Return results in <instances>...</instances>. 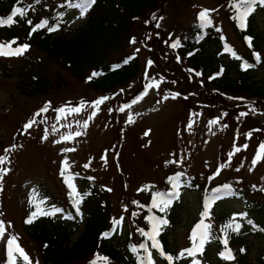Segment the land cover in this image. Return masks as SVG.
I'll return each mask as SVG.
<instances>
[{
    "label": "rangeland",
    "instance_id": "1",
    "mask_svg": "<svg viewBox=\"0 0 264 264\" xmlns=\"http://www.w3.org/2000/svg\"><path fill=\"white\" fill-rule=\"evenodd\" d=\"M60 2L63 0H19L16 5L26 10L30 20L41 23L54 18ZM237 2L167 0L150 16L146 14L134 23L135 43L132 38L124 50L114 54L118 60L136 55L140 71L133 81L109 93L90 88L85 78H73L63 65L34 47L20 56H0V156L5 157L0 170L6 171L0 179V221L5 225L0 236V264H44L38 244L24 233L26 208L37 194L49 215L54 212L60 222L70 226L77 223L73 241L82 235L84 216L71 220L63 209L70 201L65 176H71L81 194L86 177L95 179L107 192L112 218L126 219L132 229L131 244L124 253L128 258L135 256L132 248L141 240L137 226L148 201L145 190L150 185L162 187L169 176L177 175L182 194L169 205L174 215L169 237L181 264H243L240 254L231 253V260L221 255L228 251H223L220 230L246 237L245 264H258L264 240L251 234L252 218L258 216L255 208L253 214L247 212L244 199L264 206V152H260L264 145V101L206 83L208 77L189 65L186 55L179 51L191 28L202 22L199 13L213 10L208 31L219 42L205 49L214 54L216 64L223 62L226 70H233L234 76L240 59L250 57L245 42L236 35L237 10L232 5ZM80 13V8L65 9L67 30L74 31L85 22ZM252 15L264 37V4L259 3ZM5 40L0 36V44L9 43ZM175 40L180 45L172 48ZM226 46L240 59L226 52ZM260 56L264 58V50ZM45 70L51 78L60 74L62 82L51 83V90L43 96L29 97L19 90L22 80ZM253 74L263 86L264 64ZM143 88L144 94L125 106ZM102 98L106 99L95 106ZM44 108L48 110L41 112ZM74 108L80 110L74 112ZM213 120L218 122L213 124ZM33 121V126L26 128ZM258 153L261 160L253 165ZM216 166H221L222 172L214 181L231 185L243 199L225 197L202 203L201 193L191 188V183L205 182ZM209 205L211 218L204 222L211 225L213 236H209L202 255L189 257L185 250L193 247L192 233L198 231L196 225ZM229 223L233 227L238 224L239 230L226 228ZM13 237L28 256L27 261L15 250L9 254L7 242ZM118 241L110 243L120 246ZM153 260L152 264H161L156 257ZM107 263L117 264L113 259Z\"/></svg>",
    "mask_w": 264,
    "mask_h": 264
},
{
    "label": "trees",
    "instance_id": "2",
    "mask_svg": "<svg viewBox=\"0 0 264 264\" xmlns=\"http://www.w3.org/2000/svg\"><path fill=\"white\" fill-rule=\"evenodd\" d=\"M18 1L0 2V15L8 13L12 7H20L16 5ZM218 1L223 3L227 0ZM165 2L167 0H96V3L84 15L85 22L76 27L74 31L65 29L67 25L64 14L57 12L54 20L49 22L45 28L32 32L35 22L31 20L32 25H29L27 21L30 19L26 13L24 17L17 16V22L11 27H0V36L6 40H17L19 45L28 44L31 50L33 47L36 48L40 53H45L49 58L63 65L73 78L77 80L85 78L90 88L97 92L109 93L115 87L133 81L141 66L137 58L124 63L129 58L128 55L118 60L114 54L120 53L130 43L134 34V23L141 21L146 14L157 11ZM69 7L67 4L65 8L68 9ZM53 27L57 30H48ZM236 28L237 37L243 39L250 50L253 52L264 50L263 33L259 32L254 17L247 18L246 28L241 29L237 25ZM248 37L252 38L251 47L247 42ZM211 42L218 43L219 40L214 33L207 29L201 30L197 25L191 28L189 39L182 42L180 46L182 54H191L190 57H187L189 65L204 73V78H207L206 76L213 71H217L220 65L226 68L222 62L216 64L217 59L214 54L206 51L205 46ZM240 60V65L234 76H232L233 70L227 69L224 78L209 83L226 92L240 93L248 95L251 99L257 98L264 101V85L262 86L255 81L253 74L261 65L256 64L253 57L248 60ZM261 62L263 65V57ZM248 63L253 67L245 69L244 65ZM94 72L97 73L96 76L92 75ZM62 79L60 74H57L56 78H51L47 70L34 72L30 79L22 80L19 90L29 97L43 96L51 90V83H61ZM219 167L205 182L191 183V188L198 190L205 199L217 196L219 193L218 185L211 184L210 179L219 171ZM170 178L165 181L166 185L162 187L150 185L145 190L144 195L148 201L143 205L142 219L137 226L141 231V240L138 247L134 246L136 255L133 257L128 258L123 250L131 244L129 237L132 234V229L127 223L119 222L118 232L114 236L104 237V233H111L115 221L111 216L108 194L97 186L94 179H83L85 189L78 197L80 200L78 205L75 203L71 188L65 181V186L69 190L70 201L65 203L63 208L75 219L78 217V211L84 213V232L75 241H73V237L78 231L77 223L70 226L69 223L60 222L53 215H38L32 223H26L34 212H45L44 203L39 194H37L36 200L26 208L24 233L30 241L38 244L44 264H94L97 259L106 262V264H109L107 263L109 259H113L117 264H144L150 253L149 248L153 247L152 240L143 233H151L153 225L158 222L160 217H166L169 221L174 218L169 206L164 212L152 206L154 200L158 202V193L176 192ZM223 190L234 197L244 198L237 191L227 188ZM244 201L249 207L247 212L253 214L252 210L255 208L258 216L252 218L251 234L258 240H264L263 204L261 205L254 200L250 201L247 198ZM218 235L222 246L226 249H236L237 254L242 256V263L245 264L248 260V250L245 245L246 237L239 238L222 230L218 232ZM115 239H119L117 244H121L120 246L110 243ZM225 239L228 241L226 246L223 243ZM157 240L160 242L161 249H153L159 262L161 264H181V261L176 257L175 245L170 243L168 227L159 226ZM141 245L145 247H141ZM168 255L173 256L174 259L168 261L166 259ZM257 263L264 264V249L260 251Z\"/></svg>",
    "mask_w": 264,
    "mask_h": 264
},
{
    "label": "snow or ice",
    "instance_id": "3",
    "mask_svg": "<svg viewBox=\"0 0 264 264\" xmlns=\"http://www.w3.org/2000/svg\"><path fill=\"white\" fill-rule=\"evenodd\" d=\"M257 0H238L237 3L233 4L232 7L235 8L237 10V15L235 17V19H237L239 21V26L243 29L246 28L247 26V17L254 11L255 8V4H256ZM96 3V0H79L78 3H71V0H69V6L71 7H76V8H80L81 9V16L85 15L87 13V11ZM260 4H264V0H259ZM242 9V10H241ZM213 10H209V9H205L204 11L199 13V19L202 21V24L204 27H207L208 25H210L212 23L211 19H210V12ZM26 15V10L22 7H14L13 11L10 13V15H8L6 18H0V27H10L12 26L14 23H16V17H24ZM29 25H32V21L29 20L27 21ZM48 24V21L45 20L39 24H36L33 28H32V32L37 31L38 29H42L45 28ZM49 31H56L57 28L53 27V28H49ZM251 37L247 38V42L249 47H251ZM17 43L16 40H13L9 43L6 44H0V56H20L23 55L28 49H29V45L28 44H23L21 46H18L16 48L12 47V44ZM132 43H135V38H133ZM179 46V41H176L175 43H173L171 45L172 48H177ZM225 51L226 52H230L234 57H236L237 59H240V57L236 56L235 51H233L232 48L230 47H225ZM254 56L256 58L257 61L260 60V55L258 53H254ZM128 60H125L124 63H127ZM245 69H247L248 67H251V65L245 64L244 65ZM93 76H96L97 73H93ZM197 75H200V73H197ZM89 79H91V77H89ZM178 95V94H177ZM175 98V97H173ZM103 99L106 98H102L100 100H97L95 102V106H98L99 104L103 103ZM48 109L44 108L41 109V112H46ZM80 109L79 108H74L72 109V111L74 112H78ZM59 111L61 113H63L65 111V109L61 108L59 109ZM121 111H123V109H121ZM37 115H39V113H37ZM242 115H247V113H242ZM131 121V118H129ZM218 121L213 120L211 123L215 124ZM33 122H30L26 125V128H31L33 126ZM85 127H87V124L84 125ZM189 127H191V125H189ZM146 135L148 133H145ZM77 136L80 135V133H76ZM250 135V134H249ZM65 139H70V137H65ZM245 148L247 147V145L244 146ZM8 151V150H6ZM237 152L240 151L239 148L236 149ZM260 152H264V145L260 146ZM261 160V155L258 153L253 161L252 164L255 165L257 162H259ZM5 163V157L0 156V164H4ZM66 163V162H65ZM85 167H87V165H85ZM6 174V171L4 170H0V179L3 178V175ZM63 175V172L61 173ZM180 177L174 176L171 177L170 180L173 183L174 187H178L179 185L177 184V182L179 181ZM66 183L68 184V187L71 188L72 190V195L75 198V203L78 205L80 203V200L78 199L79 197V193L76 191V187L75 185L72 183V178L71 177H67L66 178ZM178 192H172V193H158L157 194V200L153 201V207L158 208L159 211L164 212L166 210V208L169 206V204L171 203V198L173 196H177ZM219 196H213L212 199L216 200L219 199ZM208 208H210V205L206 207L205 212L203 213V215L205 217H209L210 212L208 210ZM55 212H59L60 209H55ZM38 215H49V213L47 212H42V211H38V212H34L32 214V217L30 219H28L26 221V223H32L33 219L35 217H37ZM117 223H119V221H117ZM167 223V220L165 219H159L158 222L156 224L153 225V229L151 233H143L144 235L148 236V238L150 240H152V247L156 248V249H161V245L160 242L157 240V236L159 235V226L164 225ZM239 225L237 224L235 227H233V224L229 223L228 225H226V228L232 229L233 231H238L239 230ZM211 228V225L206 224L204 222V220H201L197 225H196V229L198 231H193L192 233V239H193V247L190 249H186L185 251L187 252V255L189 257H194L197 254H203V250L205 247V244L209 241V229ZM5 232V225L2 221H0V236H3ZM105 238H107L109 236V233H104L103 234ZM8 248H9V254H11V252L13 250H15L16 252H19L22 256L23 259L25 261H27L29 258L26 254L23 253V249L19 247L18 243L16 242V238L13 237L11 240H9L8 242ZM223 243L225 244V246L227 245L228 241L227 239H225L223 241ZM141 247H145L144 245H141ZM132 251L135 252L136 248L133 247ZM184 253H180V256H183ZM221 255L228 260L234 259V257L232 256L231 252L228 251L226 254L225 253H221ZM106 259V258H105ZM166 259L168 261H172L174 259L173 256L168 255L166 257ZM194 264H199L198 261H194Z\"/></svg>",
    "mask_w": 264,
    "mask_h": 264
}]
</instances>
